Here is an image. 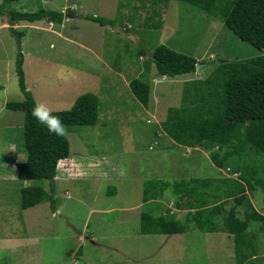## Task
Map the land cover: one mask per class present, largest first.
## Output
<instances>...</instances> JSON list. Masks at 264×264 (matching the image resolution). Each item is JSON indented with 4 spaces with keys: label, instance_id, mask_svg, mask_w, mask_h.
<instances>
[{
    "label": "rangeland",
    "instance_id": "374dc122",
    "mask_svg": "<svg viewBox=\"0 0 264 264\" xmlns=\"http://www.w3.org/2000/svg\"><path fill=\"white\" fill-rule=\"evenodd\" d=\"M142 5L139 0H22L3 9L0 264H236V235L222 229L251 224L250 205L264 215V192L258 189L246 193V204L236 207L233 216L230 210L236 205L225 199L224 212L215 217L218 233L141 236L147 181L209 180L212 184L207 191L213 195L221 179H235L233 171L215 168L210 152L174 144L162 124L170 108L181 106L187 82L208 78L222 59L248 60L259 55L220 19L201 9L171 2L162 15V28L157 29L152 26L158 19ZM42 9L63 13L62 24L21 22L14 27L8 24L11 30L4 26V18L11 12ZM118 15L121 22L105 27L88 19L115 21ZM161 45L196 58L200 69L175 78L162 77L150 63V54ZM144 49L147 55L140 56ZM20 52L26 84L37 104H46L57 113L69 111L86 94L101 101L99 124L67 135L71 155L58 166L56 210L49 203L28 210L20 206L23 188L50 190L49 182L20 181L16 176L18 163L26 161L25 115L7 110L6 104L25 99L16 73ZM134 79L151 86L148 108L131 93ZM208 198L206 209L223 203ZM178 201L171 186L164 199L145 209L179 221L195 214L186 207L187 200L182 208L177 207ZM253 233L257 256L264 264V234L256 227Z\"/></svg>",
    "mask_w": 264,
    "mask_h": 264
},
{
    "label": "trees",
    "instance_id": "16d2710c",
    "mask_svg": "<svg viewBox=\"0 0 264 264\" xmlns=\"http://www.w3.org/2000/svg\"><path fill=\"white\" fill-rule=\"evenodd\" d=\"M22 0H4L0 15H4L7 5L20 3ZM138 1V0H131ZM142 9L149 7L158 21L152 27L162 28V15L171 2H180L201 9L203 12L220 19L224 27L237 39L251 45L259 55L248 60L222 59L212 74L204 80H192L185 84L182 104L179 108H170L163 131L182 148L201 149L210 152L211 162L218 170L233 171L234 178H223L215 188L216 194H209L212 182L203 179L176 181L173 184L163 181H147L143 193V211L141 214L142 235H184L189 232L212 234L220 232L215 225L216 215L224 212L225 199H232L236 206L230 210L235 215L236 207L246 204V193L258 189L264 192V0H139ZM11 27L21 22L37 23L48 21L62 24L64 14L55 11L40 10L35 13L11 12L7 14ZM101 27L115 25L116 22L100 17H88ZM10 27V30L12 29ZM20 37H24L20 34ZM140 56L147 51L140 50ZM149 56V55H148ZM151 64L162 77L175 78L196 73L200 65L196 58L178 53L167 46L154 48L150 54ZM22 52L16 62L19 87L24 96L23 102H9L6 109L22 112L25 115L24 144L26 161L18 163L16 176L20 181L49 182L50 190L43 186H31L21 190V209L28 210L49 203L56 210L57 198L54 183L58 177V166L68 160L71 145L67 135L83 127H95L99 124L101 101L94 94L79 98L69 111L52 113L59 116L64 127L62 136L50 133L32 116V109L37 104L28 90L23 70ZM149 72V71H148ZM134 99L144 108H148L151 86L142 79H134L130 85ZM172 186V194L179 200L177 207L187 200L186 207L195 211L185 221L174 216L155 215L145 206L162 200ZM225 188H224V187ZM223 190V191H222ZM112 191L111 195H115ZM220 194V195H219ZM209 196L220 205L206 209ZM224 198V199H223ZM251 224L229 226L222 231L236 235V264H262L257 256L256 235L250 234L256 227L264 234V215L251 205ZM253 225V227H252ZM79 250V254H80Z\"/></svg>",
    "mask_w": 264,
    "mask_h": 264
},
{
    "label": "clouds",
    "instance_id": "9594fccd",
    "mask_svg": "<svg viewBox=\"0 0 264 264\" xmlns=\"http://www.w3.org/2000/svg\"><path fill=\"white\" fill-rule=\"evenodd\" d=\"M32 116L44 125L50 133L58 136L65 134V127L59 116L52 115V110L43 103L36 104L32 109Z\"/></svg>",
    "mask_w": 264,
    "mask_h": 264
},
{
    "label": "crops",
    "instance_id": "0c3cea01",
    "mask_svg": "<svg viewBox=\"0 0 264 264\" xmlns=\"http://www.w3.org/2000/svg\"><path fill=\"white\" fill-rule=\"evenodd\" d=\"M4 20H5V21H4V22H5V23H4V24H5L4 26H5V27H8V26H9V25H8L9 23L7 22V20H6L5 18H4ZM13 27H14V26H13ZM9 29H10V26H9ZM172 142H173V141H172ZM174 144H175V143H174ZM177 146H178V145H177ZM180 148H182V147L180 146ZM187 149H190V148H187ZM65 161H66V160H65ZM231 209H232V208H231ZM126 212H127V211H126ZM212 234H214V233H212ZM206 235H211V234H206ZM141 236H145V235H141ZM141 236H140V237H141ZM147 236H148V235H147ZM158 236H168V235H158ZM178 237H179V236H178Z\"/></svg>",
    "mask_w": 264,
    "mask_h": 264
},
{
    "label": "built area",
    "instance_id": "2783aa9c",
    "mask_svg": "<svg viewBox=\"0 0 264 264\" xmlns=\"http://www.w3.org/2000/svg\"><path fill=\"white\" fill-rule=\"evenodd\" d=\"M230 171V170H229ZM238 177V175L237 174H235V179Z\"/></svg>",
    "mask_w": 264,
    "mask_h": 264
},
{
    "label": "water",
    "instance_id": "95a60500",
    "mask_svg": "<svg viewBox=\"0 0 264 264\" xmlns=\"http://www.w3.org/2000/svg\"><path fill=\"white\" fill-rule=\"evenodd\" d=\"M200 69V66H197V70H199Z\"/></svg>",
    "mask_w": 264,
    "mask_h": 264
}]
</instances>
